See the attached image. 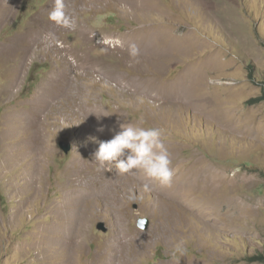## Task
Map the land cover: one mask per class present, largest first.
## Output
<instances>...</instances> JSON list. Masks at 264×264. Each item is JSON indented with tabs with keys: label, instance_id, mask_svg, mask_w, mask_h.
I'll list each match as a JSON object with an SVG mask.
<instances>
[{
	"label": "rangeland",
	"instance_id": "obj_1",
	"mask_svg": "<svg viewBox=\"0 0 264 264\" xmlns=\"http://www.w3.org/2000/svg\"><path fill=\"white\" fill-rule=\"evenodd\" d=\"M66 3L0 0V264H264V0ZM125 123L165 129L171 186L97 170Z\"/></svg>",
	"mask_w": 264,
	"mask_h": 264
},
{
	"label": "clouds",
	"instance_id": "obj_2",
	"mask_svg": "<svg viewBox=\"0 0 264 264\" xmlns=\"http://www.w3.org/2000/svg\"><path fill=\"white\" fill-rule=\"evenodd\" d=\"M49 19L58 26L74 29L77 19L68 8L66 0H54V7L49 12ZM52 38L55 39L54 34ZM129 54L133 58L140 55L135 43L129 46ZM143 103V98H138ZM120 131L107 141H99L98 149L93 153L98 171L106 164L114 165L119 173L137 175L143 173L149 180L157 181L162 186H171L175 175L170 152L165 144V129L161 127H138L131 123L120 125ZM99 127L98 132H103ZM91 139L96 140L95 137ZM144 191H151L148 183L143 185ZM184 241L175 244L173 255L185 253Z\"/></svg>",
	"mask_w": 264,
	"mask_h": 264
},
{
	"label": "water",
	"instance_id": "obj_3",
	"mask_svg": "<svg viewBox=\"0 0 264 264\" xmlns=\"http://www.w3.org/2000/svg\"><path fill=\"white\" fill-rule=\"evenodd\" d=\"M60 146L61 148L64 149L65 152H69L72 149V143L66 140H62L60 141ZM135 208H137L138 206L135 205ZM151 219L147 216H143V217H139L137 224L140 228L142 229H147L150 225ZM96 227L98 229H101L103 231H107L108 230V226L106 225V222L104 220H100L98 221V223L96 224Z\"/></svg>",
	"mask_w": 264,
	"mask_h": 264
},
{
	"label": "trees",
	"instance_id": "obj_4",
	"mask_svg": "<svg viewBox=\"0 0 264 264\" xmlns=\"http://www.w3.org/2000/svg\"><path fill=\"white\" fill-rule=\"evenodd\" d=\"M34 69H32L31 70V72H30V77H29V82H32L33 80H34V74H33V71ZM264 99V94L263 95H261V96H259V97H257V98H255L254 100H256V101H261V100H263Z\"/></svg>",
	"mask_w": 264,
	"mask_h": 264
},
{
	"label": "bare ground",
	"instance_id": "obj_5",
	"mask_svg": "<svg viewBox=\"0 0 264 264\" xmlns=\"http://www.w3.org/2000/svg\"><path fill=\"white\" fill-rule=\"evenodd\" d=\"M130 175H131V174H130ZM105 184H106V183H105ZM101 185H102V184H101ZM99 186H100V185H99ZM75 196H76V195H75ZM75 196H74V197H75ZM67 197H69V195L66 196V199H67ZM70 197H72V196H70ZM70 197H69V198H70ZM80 198H84V197H83V196H80ZM73 200H74V199H73ZM83 200H84V199H83ZM68 201H69V200H68ZM74 201H75V200H74ZM80 201H81V200H80ZM71 203H72V202H71ZM68 204H69V203H68ZM69 205H70V204H69Z\"/></svg>",
	"mask_w": 264,
	"mask_h": 264
}]
</instances>
